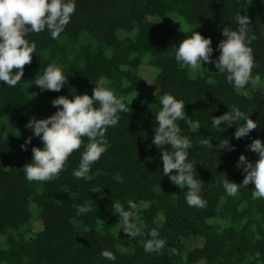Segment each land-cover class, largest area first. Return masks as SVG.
Returning a JSON list of instances; mask_svg holds the SVG:
<instances>
[{
  "label": "trees",
  "instance_id": "obj_1",
  "mask_svg": "<svg viewBox=\"0 0 264 264\" xmlns=\"http://www.w3.org/2000/svg\"><path fill=\"white\" fill-rule=\"evenodd\" d=\"M237 12L249 17V34L255 36L251 78L243 88H234L217 69L178 66L175 45L191 32L179 27L172 13L198 24L194 30L211 38L216 57L221 29L237 27ZM26 39L36 47L21 80L14 87L0 82V120L5 117L6 125L22 130L8 136L0 125V264H264V199L252 197L251 182L236 196L223 187L225 178L242 180L236 166L241 153L257 158L247 147L251 139L264 142V0H76L56 39L47 30L30 32ZM52 62L62 66L67 82L58 92L41 91L33 80ZM143 69L153 74L152 84L140 75ZM97 81L130 104L107 128V148L91 165V178L73 175L88 142L84 136L54 178L27 180L22 166L31 159V147L42 146L25 127L30 115L53 113L50 101L58 95H91ZM165 92L185 102V119L177 123L192 142L188 158L204 181L202 208L189 206L187 189L162 175L161 150L152 133ZM233 107L258 126L239 139L233 136L235 124L220 132L210 124L212 116ZM26 137L31 140L22 149ZM224 137L234 145L231 150L216 147ZM204 138L212 148L200 144ZM129 199L137 204L136 223L143 231L156 228L165 239L160 253L145 252V237H128L119 228L112 206L119 201L127 208ZM86 202L90 211L78 213ZM104 249L115 261L101 255Z\"/></svg>",
  "mask_w": 264,
  "mask_h": 264
},
{
  "label": "clouds",
  "instance_id": "obj_2",
  "mask_svg": "<svg viewBox=\"0 0 264 264\" xmlns=\"http://www.w3.org/2000/svg\"><path fill=\"white\" fill-rule=\"evenodd\" d=\"M76 10V0H0V82L14 87L23 76V66L31 62V54L35 52V43H30L26 36L30 32L47 30L52 39H56L70 21ZM235 29L224 26L221 29L222 39L216 47L219 53L212 57V41L194 29L185 35L174 48V58L180 68L198 70L202 62H211L219 73H226V80L234 88L241 89L251 78L254 64L250 42L255 39L249 34V17L237 12ZM15 68V71L12 69ZM145 80V79H144ZM41 91H59L67 82V75L62 66L56 62L49 63L37 78L33 80ZM148 83V82H147ZM150 84V83H149ZM91 95L87 92L72 94L71 98L58 95L51 99L56 110L46 117L31 116L25 127L31 129L32 136L42 142V146L31 147V159L22 166L25 178L29 181H46L54 178L64 167V163L74 150L80 149L82 137L88 142L80 154L78 167L73 169L77 179L88 180L91 165L96 162L107 148L105 132L109 126L119 121V112H128L130 102L114 94L103 81L93 84ZM185 102L173 94L165 92L159 97V110L155 113L152 143L161 150L162 175L179 188H186L185 201L189 206L204 207L206 200L201 196L202 181L196 174V168L189 157L191 140L181 133L178 120L185 119ZM223 122V123H222ZM210 124L220 131L235 124L233 136L237 139L257 128L256 120L248 113L233 107L220 115L211 117ZM26 137L21 144L22 149L30 142ZM200 144L210 148L213 145L209 138L201 139ZM167 146V147H165ZM219 149L231 150L229 139L219 141ZM248 149L257 154V158L249 160L241 153L236 166L243 171L242 180L237 183L227 178L223 181L225 192L229 196L238 195L239 188L249 182L254 186L251 193L254 199H264V142L259 137L251 139ZM137 204L129 199L127 208L116 201L112 211L119 217L120 227L128 237H145L143 249L147 253H160L165 246V239L160 237L156 228L147 232L136 223ZM78 213L90 211L86 202L77 208ZM175 248L169 252L174 253ZM101 255L109 261H115L114 253L108 249Z\"/></svg>",
  "mask_w": 264,
  "mask_h": 264
},
{
  "label": "rangeland",
  "instance_id": "obj_3",
  "mask_svg": "<svg viewBox=\"0 0 264 264\" xmlns=\"http://www.w3.org/2000/svg\"><path fill=\"white\" fill-rule=\"evenodd\" d=\"M172 17L175 19V21H176V23H177V25L179 27H183L185 29H187V28L191 29V27L193 26V24H191L189 22H186L181 15H178L176 13H172ZM195 29L197 30L198 28L196 27ZM204 67L207 68L208 70H214V69L216 70L215 66L212 63L208 64V65H204ZM140 75H142L143 79H145L144 80L145 83H147V82H148L147 84H149V83L152 84L153 83V74H150V71L143 69V70L140 71ZM262 81L264 82V79ZM31 116H33V115H30V117ZM6 120L7 119L5 117L0 120V125H2V127H3L1 129V131H2L1 133L6 134L8 136H15V135H12V134H16L18 131H22L21 128H19V127H11L9 125V123H7V125H6ZM12 130H13V132L11 133ZM32 204L33 203H31V205ZM31 205H30V207H31ZM34 211H36V210H34ZM34 213H36V212H34Z\"/></svg>",
  "mask_w": 264,
  "mask_h": 264
}]
</instances>
